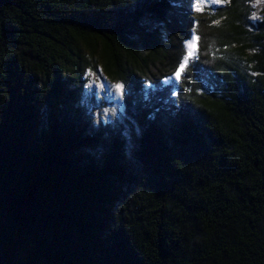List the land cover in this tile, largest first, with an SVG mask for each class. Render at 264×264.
<instances>
[{"label": "trees", "instance_id": "obj_1", "mask_svg": "<svg viewBox=\"0 0 264 264\" xmlns=\"http://www.w3.org/2000/svg\"><path fill=\"white\" fill-rule=\"evenodd\" d=\"M251 2L0 0V264H264ZM98 70L123 122L83 101Z\"/></svg>", "mask_w": 264, "mask_h": 264}, {"label": "rangeland", "instance_id": "obj_2", "mask_svg": "<svg viewBox=\"0 0 264 264\" xmlns=\"http://www.w3.org/2000/svg\"><path fill=\"white\" fill-rule=\"evenodd\" d=\"M251 1L252 2L250 5L252 7V12L255 17L259 18L261 8L264 6V4H255L254 0ZM198 2L199 0H196V4ZM223 4L224 2L212 3V0H202L200 10H209L211 8L219 7ZM116 83L119 82L112 81L108 76H105L103 73H99V70L94 73V76H88L86 85L87 91H85L83 101L87 103L88 106L90 105L89 103H92L93 107L91 106V109L95 117L99 119L112 118L117 121L120 120L121 122L126 119V116L124 115L123 104L120 100V93H117L113 87V85ZM124 128H126L128 131L127 125L124 124Z\"/></svg>", "mask_w": 264, "mask_h": 264}, {"label": "snow or ice", "instance_id": "obj_3", "mask_svg": "<svg viewBox=\"0 0 264 264\" xmlns=\"http://www.w3.org/2000/svg\"><path fill=\"white\" fill-rule=\"evenodd\" d=\"M202 0H199V2L196 4L197 10H200ZM226 3L228 0H212V3ZM255 4H264V0H254ZM214 23H219V21H215ZM190 39L186 41V47L188 49V55L183 56L182 62L179 63V67L176 69V71L173 73V75L176 77L177 80L180 79L181 72L186 68L187 62L189 61L190 57L194 55L193 47L196 40L199 38L195 35V33H190ZM117 93H122L123 86L119 83H116L113 85Z\"/></svg>", "mask_w": 264, "mask_h": 264}]
</instances>
